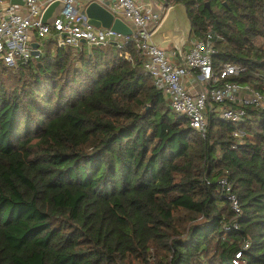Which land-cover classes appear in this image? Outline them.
Segmentation results:
<instances>
[{
	"label": "trees",
	"instance_id": "1",
	"mask_svg": "<svg viewBox=\"0 0 264 264\" xmlns=\"http://www.w3.org/2000/svg\"><path fill=\"white\" fill-rule=\"evenodd\" d=\"M168 1L196 36L225 38L214 66L247 67L233 80L264 70V0ZM145 61L132 43L52 38L26 63L0 60V264H264V118L210 113L202 135Z\"/></svg>",
	"mask_w": 264,
	"mask_h": 264
},
{
	"label": "built area",
	"instance_id": "2",
	"mask_svg": "<svg viewBox=\"0 0 264 264\" xmlns=\"http://www.w3.org/2000/svg\"><path fill=\"white\" fill-rule=\"evenodd\" d=\"M22 1L23 4L0 0V60L10 66L26 63L35 49L41 53L44 43L51 38L56 40L57 46L67 45L77 50L82 43L88 46L111 43L120 48L132 43L145 55L146 72L152 76L170 108L185 117L202 135L206 134L210 113L237 126L254 123L253 111L264 118V70L257 71L251 81L239 82L233 79L242 76L246 66L223 62L215 67L216 44L225 38L213 26L210 25L202 37L191 32L189 48L182 52L173 46L164 48L148 42L173 5L168 0H60L62 7L49 23L42 22V15L55 0ZM92 1L125 21L132 34L90 24L86 8ZM34 42L38 43L37 47ZM234 135L243 137L245 131L238 128ZM219 185L235 216H240L241 202L233 183L222 176ZM230 228L225 226L227 230ZM233 228L237 229V225ZM248 247L246 241L243 249ZM236 257L240 259L241 252Z\"/></svg>",
	"mask_w": 264,
	"mask_h": 264
},
{
	"label": "water",
	"instance_id": "3",
	"mask_svg": "<svg viewBox=\"0 0 264 264\" xmlns=\"http://www.w3.org/2000/svg\"><path fill=\"white\" fill-rule=\"evenodd\" d=\"M11 2L24 3L22 0H11ZM206 4H209V2ZM61 7L62 2L60 0L51 2L43 12L42 22H51ZM86 13L89 18V23L95 27H111L118 33L125 35L132 34L131 27L125 21L119 17H115L113 13L96 1H92L88 4ZM191 30L192 23L186 6L182 3H175L171 5L160 25L150 35L148 42L164 48L168 43H172L174 48L182 52ZM37 46L38 43L34 42V47ZM38 53L39 51L37 49L33 50L34 55Z\"/></svg>",
	"mask_w": 264,
	"mask_h": 264
},
{
	"label": "crops",
	"instance_id": "4",
	"mask_svg": "<svg viewBox=\"0 0 264 264\" xmlns=\"http://www.w3.org/2000/svg\"><path fill=\"white\" fill-rule=\"evenodd\" d=\"M192 31V30H191ZM192 35V33H190V36ZM190 36H189V38H190ZM189 38H188V40H187V42H186V44H185V46H184V48L183 49H187V48H189ZM171 46H173V44L172 43H168L167 44V46L166 47H171Z\"/></svg>",
	"mask_w": 264,
	"mask_h": 264
},
{
	"label": "rangeland",
	"instance_id": "5",
	"mask_svg": "<svg viewBox=\"0 0 264 264\" xmlns=\"http://www.w3.org/2000/svg\"><path fill=\"white\" fill-rule=\"evenodd\" d=\"M262 41H264V40L261 39L259 42L262 43Z\"/></svg>",
	"mask_w": 264,
	"mask_h": 264
}]
</instances>
